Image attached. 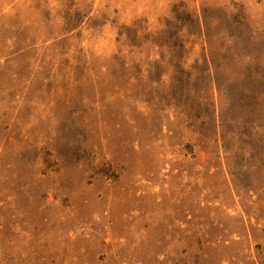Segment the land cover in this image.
<instances>
[{
  "label": "rangeland",
  "instance_id": "obj_1",
  "mask_svg": "<svg viewBox=\"0 0 264 264\" xmlns=\"http://www.w3.org/2000/svg\"><path fill=\"white\" fill-rule=\"evenodd\" d=\"M0 264H264V0H0Z\"/></svg>",
  "mask_w": 264,
  "mask_h": 264
}]
</instances>
